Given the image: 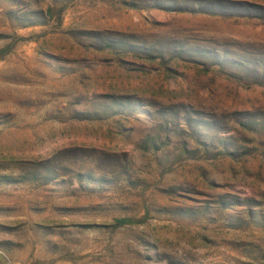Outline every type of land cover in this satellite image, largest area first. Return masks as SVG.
<instances>
[{
  "label": "rangeland",
  "instance_id": "1",
  "mask_svg": "<svg viewBox=\"0 0 264 264\" xmlns=\"http://www.w3.org/2000/svg\"><path fill=\"white\" fill-rule=\"evenodd\" d=\"M0 264H264V0H0Z\"/></svg>",
  "mask_w": 264,
  "mask_h": 264
},
{
  "label": "trees",
  "instance_id": "2",
  "mask_svg": "<svg viewBox=\"0 0 264 264\" xmlns=\"http://www.w3.org/2000/svg\"><path fill=\"white\" fill-rule=\"evenodd\" d=\"M6 49L7 48H4V47L0 48V56H1V54H3L6 51Z\"/></svg>",
  "mask_w": 264,
  "mask_h": 264
}]
</instances>
